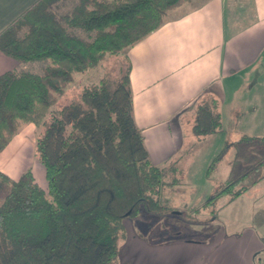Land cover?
Instances as JSON below:
<instances>
[{
  "label": "trees",
  "instance_id": "trees-1",
  "mask_svg": "<svg viewBox=\"0 0 264 264\" xmlns=\"http://www.w3.org/2000/svg\"><path fill=\"white\" fill-rule=\"evenodd\" d=\"M191 0H37L0 32V51L17 63H40L0 75V152L21 128H36L34 158L44 170L40 187L26 170L6 185L0 203V264H118L124 221L140 209L160 217L176 160L149 159L133 117L128 49L165 23L168 13ZM120 59L114 75L100 72ZM80 75L79 78H75ZM71 88L77 98H66ZM219 102L195 111L196 138L222 131ZM264 141L242 136L239 144ZM224 149L210 167L220 160ZM239 178L227 181L212 203ZM247 188L231 193V202Z\"/></svg>",
  "mask_w": 264,
  "mask_h": 264
},
{
  "label": "crops",
  "instance_id": "crops-1",
  "mask_svg": "<svg viewBox=\"0 0 264 264\" xmlns=\"http://www.w3.org/2000/svg\"><path fill=\"white\" fill-rule=\"evenodd\" d=\"M36 1L0 0V32ZM195 2L126 52L134 121L156 166L168 165L188 140H196L191 126L200 104L216 99L221 122L228 118L237 125L245 109L256 111L245 95L264 88V0ZM19 67L24 65L0 51V75ZM259 111L264 113V105ZM35 131L33 124L24 125L0 152V172L17 180L30 169L36 183L45 188L44 170L34 158ZM258 238L251 234L246 242L229 238L219 250L228 246L237 262L250 264L263 246ZM127 244L129 252L152 262L168 247L149 250L138 238ZM140 264L152 263L142 259Z\"/></svg>",
  "mask_w": 264,
  "mask_h": 264
},
{
  "label": "rangeland",
  "instance_id": "rangeland-1",
  "mask_svg": "<svg viewBox=\"0 0 264 264\" xmlns=\"http://www.w3.org/2000/svg\"><path fill=\"white\" fill-rule=\"evenodd\" d=\"M195 1L184 2L171 10L166 20L180 15L192 2L196 4ZM119 61L114 57L108 59L100 72L114 75ZM40 65L28 63L24 68L41 72ZM80 91L69 89L61 102L77 98ZM245 97H248V105L255 106L256 113L245 109L237 125L224 118L220 133L188 140L175 159L176 170L169 173L166 180L168 183L177 181V185H165L161 192V202L173 212L156 217L141 208L135 219L124 221L125 237L118 242L116 263L140 264L143 259L152 264H241L236 255L229 254L228 246L220 251V244L222 241L225 244L229 238L246 242L251 234L256 238L260 236L256 240L263 246L255 252L250 264H264V141L238 143L243 135L264 137V113L258 112L264 105V88L251 91ZM243 101L241 96L240 103ZM223 149L220 160L210 167ZM238 178V185L231 186L212 203H206L227 181ZM244 187L246 191L228 201L231 193ZM6 189V185L0 186V203ZM135 236L149 250L168 246L164 249L166 253L154 255V262L149 257L139 258V253L129 252L127 244L134 241Z\"/></svg>",
  "mask_w": 264,
  "mask_h": 264
}]
</instances>
